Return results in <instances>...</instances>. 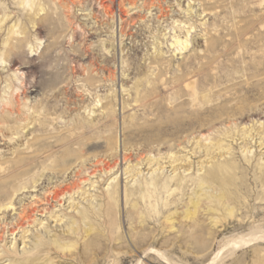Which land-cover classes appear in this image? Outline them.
Instances as JSON below:
<instances>
[{"label":"rangeland","instance_id":"374dc122","mask_svg":"<svg viewBox=\"0 0 264 264\" xmlns=\"http://www.w3.org/2000/svg\"><path fill=\"white\" fill-rule=\"evenodd\" d=\"M17 1L0 0V18L7 15L0 29V128L11 126L20 131L21 126L25 127L19 135L3 130L5 137L0 141V164L4 165L0 167L9 166V171L4 174L25 172L21 178H27L29 183L12 195V207L0 208V264H26L22 255L28 251L36 257H44L48 252L47 256L56 264H82L76 255L82 253L79 244L70 254H62L48 244L36 247L39 242L48 243L49 236L62 231L70 216L79 217L78 210L94 208L105 211L108 207L115 218L111 224L116 239L103 238V241L95 242L99 260L86 264H167L168 261L173 264H264V183H261L257 169L259 164H264V144L259 147L264 132L261 137L255 136L258 128L264 129V0H24V4ZM35 3L43 10L35 15L33 26L28 15L37 8ZM11 26H14L15 34L8 38L7 31ZM178 36L187 40V46L182 50L172 44ZM5 42L10 44L8 49L12 48L13 52L22 49L26 57L10 56L5 52ZM185 62L192 64L187 71L199 74L191 78L194 85H201L213 94V100L201 104L202 107L197 106L198 110L205 111L222 104L233 107L235 101L241 102L239 105L244 108L253 98L250 100L254 103L250 102V105L262 111L261 115L243 119H237L232 112L228 117L222 115L203 131L197 128L184 132L189 143H183L182 137L179 144L166 137L158 144H148V148L139 140L129 142L125 135L129 131L124 128L136 121L132 115L140 119L148 117L132 100L137 81L141 84L138 87L140 92L144 89L142 96L146 100L148 95L145 105L154 100L147 109L156 110L155 107H165L164 104L167 107L187 90L171 88ZM29 63L33 69L29 68ZM23 84L28 86L26 93H22ZM144 86L150 87L151 92L154 89L155 95ZM181 97L177 102L185 100L187 111L197 109L194 106L197 101L192 104L186 95ZM9 100L23 112L15 125L2 120L7 117L3 104ZM125 101H129L130 106L123 108ZM102 103L104 107H101ZM46 104L57 105V109L45 116L34 113L35 107L40 105L38 109L42 112ZM107 110L113 111V117L104 129L106 131L103 130V134L110 137L109 144L103 146L104 153L90 151L79 158L70 155V161L67 158L62 160L65 155L60 152L65 148L54 142L51 151L38 153L45 158L53 151L55 157L51 163L46 160L39 163L40 166L26 164L25 158L31 156L21 152L27 151L26 145L30 146L33 136L76 135L80 123L87 120L96 123ZM8 114L12 119L18 118L16 110ZM27 115L30 118L27 119ZM38 118L43 119L42 130L38 129ZM229 126L235 132L242 127L252 128L254 135L253 139L246 138V146L238 139L237 132L233 138L221 136L222 143L233 151L235 165L245 168L244 181L236 186L239 200L231 215H224L215 226L210 215L202 212L200 225L204 232L194 233L186 223L188 220L182 217L186 206H190L188 199L195 188L192 179L204 170L200 169L202 161V165L208 167L217 159V156L216 159L206 156L204 148L196 147L195 141L198 139L208 144L213 135L217 136ZM245 147L250 150L247 155H253L250 162L243 159ZM128 152H132V157L126 162L123 157ZM170 152L186 157L185 162L191 163L188 172L182 171L183 168L171 172L172 166L166 158L160 159L161 168L154 163L145 166L143 162L136 167L140 171L133 177L125 170L142 157L162 158ZM109 154L116 156L117 166L107 174L99 171L93 174L96 161L112 160L107 158ZM229 157L225 154L218 159L222 161ZM14 162L18 163L12 165ZM81 166L83 170H80ZM41 171L44 172L39 176ZM0 172L1 181L4 174ZM176 174L191 179L188 181L190 187L183 193L180 190L157 191L155 196L140 199L139 213L134 212L131 216L132 199L126 198L125 189L139 185L145 187L155 176H160L164 182ZM237 176L241 177L240 174ZM111 183L116 185L117 201L108 206L105 193ZM72 184L80 189L65 193ZM60 185L64 195L59 196L57 202L53 195ZM171 186L174 187L172 182ZM172 200L174 202L169 204ZM222 211L215 210L213 216ZM144 215L147 219L141 224L139 217ZM21 217L20 228L14 224ZM166 217L173 221V228L166 227ZM91 222L106 231L110 224L99 216ZM8 229H13L14 234ZM188 229L193 233H188ZM136 233L156 235L159 244L155 247L165 253L166 259L159 255L143 258L140 248L134 249L133 244L126 242ZM180 234L182 238H178ZM239 236L243 239L257 237L258 241L253 239L248 242L250 245L247 243L241 248L232 244ZM196 245L204 248L199 250ZM93 252L90 256L94 255ZM11 259L14 262H10Z\"/></svg>","mask_w":264,"mask_h":264},{"label":"bare ground","instance_id":"6f19581e","mask_svg":"<svg viewBox=\"0 0 264 264\" xmlns=\"http://www.w3.org/2000/svg\"><path fill=\"white\" fill-rule=\"evenodd\" d=\"M17 3L18 4H24V0H18ZM31 3H29L30 8H32ZM36 7L37 8L33 9L32 14L28 15L30 23L33 26L35 25V20H34L35 15L38 14V11L43 10V8L40 7V4H36ZM3 15L0 18V29L2 28V24H4L5 19L7 18V15H5V14H3ZM13 34H15L14 26H11L8 28L7 37L9 38ZM4 44L7 47L5 52L9 53L10 56L12 55L16 58L17 57H26V53L22 49L17 50V52H13L12 48L8 49L10 44H8L7 42H5ZM172 44L177 45L176 49L182 50L183 48H186L187 40L186 39L182 40L178 36V38H176ZM182 66L183 67L181 69V72L178 74L177 80H175L176 82H173V84L171 85V88H173V89H179V88H181V89L185 88L186 89L187 88V90H186V92H184L182 94H180V93L183 91L179 92L180 97L176 98L174 100V102L169 103L170 105L167 107H166V104H164L165 107H155L156 110H154V108H153V110H150L151 108L147 109V106L148 107L152 106V105H149L151 101L148 102V105H145L144 102L148 101L149 98L147 95L146 97L148 100H146L144 98L145 96H142V92L144 89L140 92V89L138 87L141 84L139 81H137L138 83L135 84L136 85L134 87L135 93H134V97L132 98V100L136 104L137 107L141 108V112L143 114H145V113L148 114V117H143V118H141L142 119L141 120L138 116L132 115V118H135L136 121H132V120H135V119H132L131 120L132 122L130 123V125L124 128L125 130L129 131V133L125 134L126 139L129 142H132L133 140H139V141L143 142L142 146L148 148V144H150V143H157L158 144L159 142H163L166 137H170L171 140H173L179 144V139L182 137V138H184L183 143H189L190 140L188 139V136L183 135L184 132H187L190 129H197V128L200 131H203V130H205L207 125L211 124L215 119L221 117L222 115H224V116L226 115L228 117V114L230 112H232V113H234L235 116H237V119H243L245 117L248 118V117L253 116V115H258V116L261 115L262 111L261 112L258 111L257 108L252 106L253 104L250 105V102L253 99V98L251 99L250 96L247 98V100L249 98L251 100L249 99V101L247 102V106H244V108H242L239 105V104H241V102L239 103V102L235 101V103H233L234 104L233 107L231 106V104L230 105L222 104V105H213L212 107L206 109L205 111L198 110L199 108L197 106L202 107V105L207 104L213 100V99H211L213 94L211 95V90H209L207 88H203L200 84H199L200 86H195L194 85L195 82L191 81L192 80L191 78H193L195 76H197V77L199 76L198 72L194 74L192 71H187L188 67L192 66L191 63L185 62V64ZM29 68L33 69L34 66H32L31 63H29ZM236 73H238V72H236ZM246 79H248V76H246ZM22 82L23 81H21L20 83L22 84ZM165 83L167 84V82H165ZM151 84H150V87H151ZM155 84H157V83L155 82ZM23 85H24V87L22 88V93H26L28 86L26 84H23ZM34 85L36 86V83ZM37 85H39V84L37 83ZM154 86L155 85H153L152 87H154ZM144 87H146L148 90L150 88V87L148 88L147 86H144ZM212 88H213V85H212ZM249 89H250V92H252V89L251 88H249ZM153 91L155 92L154 89H153ZM153 91L151 92V90H149V92H151L150 94H153ZM143 93H145V92H143ZM146 94H147V92H146ZM153 95H155V93ZM184 95H186L187 97L190 98V101L192 102V104H194L197 101L194 104L195 109L197 107V109L194 112L193 111L191 112V110L187 111L185 109V107H184V101L185 100L184 101L180 100V102H177L180 98H182L181 96H184ZM241 95L242 94H240V96ZM237 96H238V94H237ZM213 97H215V96H213ZM235 97H236V94H235ZM228 98H230V97L228 96ZM257 99H259V98H257ZM144 100H146V101H144ZM153 101L151 103H153ZM155 101L157 102V99ZM224 101H227V100H224ZM252 102L254 103V101H252ZM17 105L19 106V104H16V106ZM256 105H257V103H256ZM39 106L34 108V113L38 112V114H41L43 116L49 114L51 110L57 109V105L48 106L46 104V106H44V108H43V111L40 112V110L38 109ZM128 106H130L129 101H125L123 103V108H126ZM40 107H42V104ZM101 107H104L103 103L101 104ZM207 107H209V106H207ZM16 108L17 107L14 106V101L9 100V101L5 102L3 104L2 109H4V111L7 113L6 114L7 117H5V118L3 117L2 120L10 122V123L14 122V125L17 124L19 122V120L21 119L23 112L21 113L20 110L16 109ZM13 110L17 111V113H18L17 117L18 118L12 119V117H9L8 113H11ZM102 115L103 116L101 118H99V120L96 123H94V120H87L83 123H80L77 126V128L79 129V132L76 135H72V134L67 135V136L66 135H57V136L51 135L47 138H45L43 134H40V135L37 134V135L33 136L31 138V140H33V142L30 144V146L28 147V145H26L25 150H27V151L21 152V153H25V154L31 156V157H26V158L24 157L26 159V164H34V165L40 166L39 163H44L46 160H50V163H51L53 158L55 157V154H52L53 151L51 153H49V155L45 158H43L44 155H38V153L44 154V152H46V151H51L52 150L51 149L52 148L51 143H54V142L61 143L62 144L61 147L65 148L63 151L60 152L61 154L65 155V157H63L62 160H65L67 158L68 161H70L72 159L70 155H72L75 158H79V157L83 156L84 154H86L87 152H90V151H97V152H103L104 153V147L103 146L104 145L107 146V144H109V138L110 137L105 136L103 134V130L106 129L110 125V120L113 117V111L107 110L106 112H102ZM25 117H27V119L30 118L29 115H27ZM38 121H39V128L38 129L42 130L41 126H43V124L41 122L43 121V119L38 118ZM1 122L2 121H0V123ZM236 123H234V124H236ZM24 127L25 126H21L20 131H18L16 128L11 127V126H7V127H3V128L1 127L0 128V141L3 140V138L5 137V134L3 133L4 129H8L9 131H11V134L19 135L21 133V130ZM230 127L231 126H229V129L219 131L217 133V136L213 135V137L210 138L208 144H204L201 141H199L198 139H197V141H195L196 147L204 148L203 151L206 152L205 153L206 156H208L209 158H215L217 156L216 157L217 159L215 158L216 160L213 161L211 163V165L208 167L203 166L202 165L203 161H202L200 169L204 168V170L201 173H198V175L196 176L195 179H192V184L195 185V188H194L193 192L191 193L192 196H190V198L188 199L190 206L189 207L186 206V208L184 209L185 211H183L182 217H184L185 220H188L186 223L188 226H190V228L194 229V233H201V232L203 233L204 232V230L201 229L202 227L200 225L201 224L200 215L202 212H204L208 216L210 215L209 219L212 220L211 222H213V225L215 226L216 225L215 223H219L223 220L224 215H226V214L231 215V213L234 210L233 209L234 204L239 200V196L237 193V187L236 186L238 185V182H242L243 176H245L244 175L245 172L243 174V171L245 170V168H243V167L241 168V166L235 165V161L233 160L234 155L231 154L233 151H229L230 148H226V146L222 143L221 136H223L224 138H226V137L227 138H229V137L233 138L235 136V133L237 132L236 135L239 136L238 139H241L242 142H244V144L246 146V145H248L245 142L246 138L250 137L251 139H253L254 135L251 132L252 128L251 129H244L242 127V129H240L238 131L236 130V132H235V130L230 128ZM251 127H252V125H251ZM261 128H263V127H261ZM253 130H255V129L253 128ZM104 131H106V130H104ZM209 131H210V129H209ZM263 132H264V129L258 128V131L256 132L255 136L259 135V137H261V134ZM11 139L12 138H10V140ZM259 144H260L259 147H261L264 144V140L261 139V142ZM263 148H264V146H263ZM245 149H247V150H246V155L244 156L243 159H245L247 162H250L253 155L248 156L247 153L250 150H248L247 147H245ZM216 150H218V152H214ZM57 153H59V152H57ZM225 154H229L230 157L227 159L224 158L222 161H220L218 158L224 156ZM106 156H107V158H112V160L111 159H110L111 161L101 160L100 161L101 163L99 161H96V167H95L94 171L92 172L93 174H95L96 171H99L100 173L103 172V173L107 174L117 166V163H116L117 159H116V156L114 154L113 155L109 154ZM110 156H112V157H110ZM131 157H132V152H128L124 155L123 159L127 162ZM165 158L167 159L166 162H168L169 165L172 166L171 172L180 171L181 168H183L182 171L188 172L190 167H191L190 162H187V163L185 162L186 161L185 156H179V155H177L176 152H170V153H167L162 158L159 156L158 157H152V156L142 157L141 159L137 160V162H135V164L132 167H127L125 170H127L126 172L129 173V176L133 177V175H135V173H138L140 171L136 167L138 165L143 164V162H145V166L146 165L149 166L152 163H154L155 165H159V168H161V164L159 161H160V159H165ZM97 160H100V159L98 158ZM56 161H53V162H56ZM17 163L18 162H14L12 165H16ZM3 165H4L3 163L0 164V166H3ZM81 165H83V163ZM44 167H47V165ZM53 167L54 166H52V168ZM8 168H9V166L8 167H0L2 174L6 173V171H9ZM81 169H82V166L80 167V170ZM257 169L259 170V176H260L259 178L261 179V183L262 182L264 183V164L263 163L259 164ZM43 170H45V168H43ZM42 172H44V171H41L39 176H42V174H43ZM23 173H25V172L21 171L19 174H11V175L4 174L3 176H1L2 179L0 181V208H2V207L7 208L8 206L12 207L13 206L12 198H11L12 195L15 192L19 191L20 188L25 187L29 183L27 178H24V179L21 178V175H23ZM186 174H188V173H186ZM238 174H240L241 177L237 176ZM189 180H191V179L186 178L184 176L180 177L178 174H176L173 178L171 177V178L167 179L166 181L162 182V178H160V176H155V177L151 178V180L149 181V183L146 184L145 187H141L140 185L128 187L127 189H125L124 195H126V198L128 200L130 198L132 199L130 207H131V211L133 213L131 214V216L134 214V212L136 214L139 213L138 208H139V200L140 199L143 200L146 198H150L151 196H155V192H157V191H159V192H161V191L166 192L167 191L168 192L169 190H172V191H179L180 190L183 193V191H185L186 188L190 187V185L188 184ZM32 181L36 182L35 180H32ZM84 181H87V178H85ZM171 182H172V185L174 187H172V186L170 187ZM111 185H112L111 188L109 190H106V193H105L106 199L108 200V202H107L108 206L110 204L116 203V201H117V190L115 189L116 185L112 184V183H111ZM75 188H77L76 185L72 184L69 188H67L65 193H71L70 191L75 189ZM77 189H80V188L78 187ZM209 189H210V191H208ZM57 190H58V192H57ZM57 190H56V193L54 191L55 194L53 195V197L58 202L59 196L64 195V193H63L64 189H61V185H60V187H58ZM91 202H93V201H91ZM173 202L174 201L172 200L169 202V204H171ZM99 208H100V206H99ZM215 210H217V212L220 210H223V211H222V213H219V214H217V216L214 217L213 215H214ZM77 213H78L79 217L74 218V216H70L69 219L65 221L64 228H62V231L55 232L52 236H49V239L47 241L48 243H46V242L40 243L39 242L36 248L38 249V248L44 247V245L48 244V245L53 246V247L55 246L53 249L60 251L62 254H64V253L70 254V253H73V250L76 249L77 244H79V245H81L82 253H79V255H78V253H76V255H77V257H79L80 263L86 264L87 262H93V261L98 262V260H99L97 258V256H98V250L97 249L98 248L95 245V242L96 243H98L99 241L101 242V241H103V238L104 239L109 238L110 241H113L116 239L113 236V233L115 232V228H113L112 224H111L113 221H115L113 212L111 211L110 207H108L105 211H103V209L101 211L100 209L83 208L82 210H78ZM97 216H99L101 219H103L107 223H110V224H108L109 227H107V231L105 228L101 229V228H99L100 227L99 225L95 226L91 222V221H94ZM22 219L23 218L21 217V219L19 221L15 222L14 225L21 228L22 227ZM139 219H140V223L143 224L146 221L147 216L146 215L141 216V217H139ZM164 223H165L166 227H169L170 229L174 227L173 221H171L169 219V217H166ZM8 230L11 231V234H14L13 229H8ZM190 231H191V229H188V233H190ZM254 232H257V231L255 230ZM263 232H261V234ZM47 233H49V232H47ZM251 234H252V232L250 233V235ZM257 234L259 235V233H257ZM183 235H184V233H183ZM183 235L182 234L178 235V238H182ZM247 235H248V233H247ZM253 235H255V234H253ZM76 236H78V237H76ZM256 238L257 237H248V239H245V238L243 239L240 237V238H237L236 240H233L232 244H234L236 246L240 245V247H241L242 245L247 244L249 241L256 239ZM262 240H264V238ZM257 241H258V238H257ZM126 242L133 244L134 249L140 248L141 251L143 252V258H145V259L151 255H156V256L159 255L161 257V259L162 258H163V260L166 259V258L164 259L165 253L163 254L160 251L161 249L159 250L158 248L155 247L159 243H158V240L156 238V235H154L153 233L147 234V235L142 234V233H136L135 235L130 236L129 239H126ZM227 245L229 246V244H227ZM104 247H105V244L103 243L102 250L104 249ZM232 247L234 248L233 245H232ZM244 247H246V246H244ZM196 248L200 250V249H203L204 247L201 245L200 246L196 245ZM224 248H226V247H224ZM31 252L32 251H28L26 254L22 255V256H24L23 258H26L25 259V261L27 262L26 264H56V263L52 262V258L47 256L48 252L44 253V257H39V256L36 257ZM92 252L94 253V255L90 256ZM96 252H97V254H96ZM218 252H221V251L219 250ZM217 254H219V253H217ZM39 260H40V262H39ZM12 261L14 262V260L11 259L10 262H12ZM164 262H166V261H164ZM171 263L172 262H170V261L167 262V264H171Z\"/></svg>","mask_w":264,"mask_h":264}]
</instances>
